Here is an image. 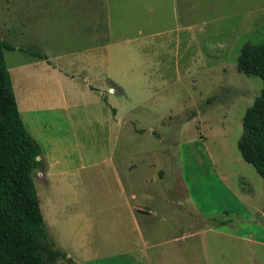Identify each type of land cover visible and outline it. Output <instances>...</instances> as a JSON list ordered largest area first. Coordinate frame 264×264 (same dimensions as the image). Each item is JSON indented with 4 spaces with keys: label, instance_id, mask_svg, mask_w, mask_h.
<instances>
[{
    "label": "rangeland",
    "instance_id": "rangeland-1",
    "mask_svg": "<svg viewBox=\"0 0 264 264\" xmlns=\"http://www.w3.org/2000/svg\"><path fill=\"white\" fill-rule=\"evenodd\" d=\"M0 39L13 47L3 60L20 119L49 165L33 182L48 242L69 252L56 264H137L108 245L120 232L105 185L174 182L205 220L193 214L191 264H264V184L237 148L262 82L236 70L242 45L264 40V0H0ZM97 97L119 98L123 125L103 122Z\"/></svg>",
    "mask_w": 264,
    "mask_h": 264
},
{
    "label": "trees",
    "instance_id": "trees-1",
    "mask_svg": "<svg viewBox=\"0 0 264 264\" xmlns=\"http://www.w3.org/2000/svg\"><path fill=\"white\" fill-rule=\"evenodd\" d=\"M3 49L13 47L0 39V264H56L65 254L48 242L33 182L40 148L20 119ZM236 70L262 82L242 117L237 148L264 184V40L242 45Z\"/></svg>",
    "mask_w": 264,
    "mask_h": 264
},
{
    "label": "crops",
    "instance_id": "crops-1",
    "mask_svg": "<svg viewBox=\"0 0 264 264\" xmlns=\"http://www.w3.org/2000/svg\"><path fill=\"white\" fill-rule=\"evenodd\" d=\"M116 4L117 6H114V11L119 15L123 11L124 5L121 1ZM109 8L110 6L107 7L105 16L108 21L107 24L111 28L113 24H111L110 16H108V13H110ZM116 25L124 27L123 23L120 25V22H116ZM140 28V26L137 27L135 38L142 35V29ZM105 39L107 40L108 37L105 36ZM127 41H129V37L123 34L117 38L115 43L113 41L110 44H107V41L105 43L106 47H113L114 45H123ZM106 50V48L102 49L105 52ZM103 56V62L112 61L111 53H106L105 55L103 53ZM45 61L50 63L48 58ZM47 67L52 70H58L60 76L69 80H74L80 77V75H82V79H86L88 74L84 69L75 73L53 65H48ZM107 76H111L108 72L105 73V78L112 83L111 79ZM85 86L100 92L99 89L90 86L88 82H85ZM117 90L121 94H125L120 85H118ZM97 99V104L94 103L95 105L92 106L96 110L104 111L105 119H103V122L109 124V122L113 121L114 117H117L116 122H119L120 119L121 122L118 124L123 125V122L126 121L124 113L118 114V109H116V105L119 104V100L116 99L119 98L108 99V101L107 99L102 101V98L98 97ZM78 106L80 105L78 104ZM85 106H88V104ZM38 107L43 110H54V107L49 104H40ZM64 107L66 106H62V111ZM95 118L96 116L93 115L91 120L94 121ZM37 160L40 161L39 166L41 168L39 171L42 173L41 179L43 180V175L49 168V165L46 164L41 152ZM127 170L129 172V168ZM160 172L161 170L156 173L159 180L162 179ZM175 184L176 182L173 185H116V187L114 185H105L106 190L103 205L117 206L118 209L112 213L114 220H112L110 225L112 229H115L116 225L118 232H120V241L118 242V240L114 239L108 245L112 247V245L119 244L121 250L131 254L137 264H191L192 257L190 255L192 251L190 250V240L199 234V232L194 233L192 230L193 216L199 217L201 222L205 220L197 215V206L188 200L190 188L187 185H179L183 194L181 198H177L176 190L178 185ZM240 201L241 203H245V207L251 208L250 204L247 206L246 201ZM251 209L257 214L261 215L263 213V210L256 206ZM134 231H136V237L134 236ZM52 245L55 248V244L52 243ZM56 249L69 255V252L63 246H59Z\"/></svg>",
    "mask_w": 264,
    "mask_h": 264
},
{
    "label": "built area",
    "instance_id": "built-area-1",
    "mask_svg": "<svg viewBox=\"0 0 264 264\" xmlns=\"http://www.w3.org/2000/svg\"><path fill=\"white\" fill-rule=\"evenodd\" d=\"M113 90L112 89H109V92H112Z\"/></svg>",
    "mask_w": 264,
    "mask_h": 264
}]
</instances>
